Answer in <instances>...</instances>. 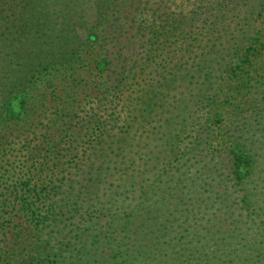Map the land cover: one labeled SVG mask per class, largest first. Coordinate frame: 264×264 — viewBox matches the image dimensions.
I'll return each mask as SVG.
<instances>
[{"label": "trees", "instance_id": "1", "mask_svg": "<svg viewBox=\"0 0 264 264\" xmlns=\"http://www.w3.org/2000/svg\"><path fill=\"white\" fill-rule=\"evenodd\" d=\"M175 1L0 0V264H264V22L193 55L236 0Z\"/></svg>", "mask_w": 264, "mask_h": 264}, {"label": "rangeland", "instance_id": "2", "mask_svg": "<svg viewBox=\"0 0 264 264\" xmlns=\"http://www.w3.org/2000/svg\"><path fill=\"white\" fill-rule=\"evenodd\" d=\"M251 12H259V15H260L259 19L264 22V0H236V1H234L233 6L222 7L220 12H216L218 14L217 18L215 16H213L214 18L213 17L209 18L208 22H209L210 26H206L208 28H207V33H206L205 38L201 39V36L199 34H192V35L189 34V36H190V38L192 40L193 39L194 40H198V41L201 40V42H198V45H195L196 44L195 41L192 42V45H195V46H189L188 45V49L192 50L193 55H195L197 52L198 53L199 52H207V50L209 48V47L208 48L205 47V44L207 43L208 46L213 44L212 50L210 52L214 51L216 48H219V49L222 50L223 47L226 46V42H225V38H226V34L225 33H226V31L227 30L230 31V30L233 29L232 31H234L236 33L237 30H240L241 25H242V19L250 18L249 14H251ZM234 14H236V18L234 16ZM233 16H234V18H233ZM254 23H255V21H254ZM256 24H257V26L260 29L264 30V24H259V21H256ZM213 30H214V34L216 33L214 36H213ZM217 32L218 33L219 32H221V33L224 32V36L222 37ZM184 35H186V33ZM186 37H184V38L186 39ZM184 42L186 43V42H188V40L184 41ZM160 71H161V69H159V72ZM159 72L158 73H152L151 76H153L154 79L158 78V77L162 78L163 75H162L161 72L160 73ZM81 75H83L84 78H87V74H84L82 72V70H81L80 75H79L80 78H81ZM92 78L96 79L97 76L95 75ZM149 78H150V76H149ZM222 80L223 79L220 78V82ZM189 81H191V80H189ZM179 82H182V80L176 81L174 84L176 85ZM147 83L148 84L150 83L148 78H147ZM190 86H191V84H190ZM178 90H180V89H178ZM175 92H176V96H175L176 99L177 98L178 99L179 98L182 99L181 101H179V109H180V111H181V109L184 106H186V108H183L184 112H182V116H183V114L188 113L189 108H192V109L196 108L195 106H191L192 103L189 105V104H187L185 102L184 95L180 94V91H175ZM169 108H171V109H169L168 111L164 112V114L162 115V117L159 120V122H157V123L152 122L151 123L152 127L161 125L160 128H159V133L156 134V135L151 136L153 138H156L159 142H164L163 139H160L161 132H162V129H163V131L165 130V124L170 119L172 120L173 118H176V121L178 123H181V127L179 128V131H180L179 139H181V140L182 139H190L191 135H193V134L195 135L196 133H199V132L202 133L203 130H205V128L209 125L208 122H209L210 119L206 120L205 122H204V120H201V121H198L196 124L189 125V123L191 121H193V120L189 119V120L183 121V119L181 118L182 116H180L178 118L176 117L175 108L174 109H172V107H169ZM155 118L158 119V117H155ZM186 125H189V126L186 127ZM151 129L152 128L150 127L147 130L151 131ZM116 131H117L116 129H113V131H111V133H114ZM140 133H142V135H143V134L146 133V131L144 132V130H142V129H139V131H136V133H135L136 138H130L129 136H127V134L120 133V135L118 137H114V138L110 139L113 142L119 143L117 141V139L122 141L124 138H126V141H124L125 147H123L121 142H120L121 148L117 149V145L114 144V145L111 146L114 149L107 151V154L109 155V157H107L108 160L105 158L106 162L104 164V167L108 168V171H110V174L111 173H115V175L122 176L123 175V171H121V170L124 169L123 164H127L129 158H131L132 156L135 155V151L136 150H140V151L144 152V150H146V147H148L150 149L153 148L154 142L149 140V138H147L148 145H146V147H144V145L146 143H145L144 138L140 137ZM188 136H190V137H188ZM158 141H155V143H157ZM136 144H138V146H136ZM142 146L145 149H142L143 148ZM158 146H159L158 147L159 149L164 148V146L161 145V144H159ZM139 147H142V148L139 149ZM121 150H124V151L121 152ZM140 151H138V152H140ZM125 159H126V161H125ZM121 162H122V164H120ZM78 174H79L78 177H81L83 173L79 172ZM135 175H136V172L133 173V171L127 170V174H126L125 177H128L132 181V179L134 178ZM141 176H144V175L141 174ZM112 178L113 177L110 178V181H111ZM107 181L109 182V180H107ZM118 182H119L118 180L114 181L111 184V186H110L111 187V191H108V192H112V194H114V191L117 189ZM135 187H136V185L135 186L130 185L128 187L129 191H127V192H119V191L122 190V187H119L118 188V190H119L118 191L119 192V196L118 197L119 198H123L125 196H128L130 194L131 190L133 188H135ZM103 199L105 200V198H103Z\"/></svg>", "mask_w": 264, "mask_h": 264}]
</instances>
